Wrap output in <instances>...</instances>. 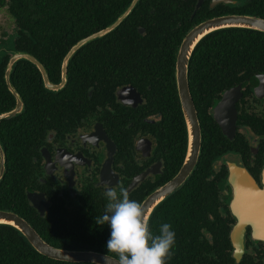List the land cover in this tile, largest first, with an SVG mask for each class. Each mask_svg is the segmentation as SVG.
<instances>
[{"label":"trees","instance_id":"1","mask_svg":"<svg viewBox=\"0 0 264 264\" xmlns=\"http://www.w3.org/2000/svg\"><path fill=\"white\" fill-rule=\"evenodd\" d=\"M130 1L0 0V9L5 8L14 27L12 37L0 41V114L14 106V98L3 81L5 59L11 52L34 58L49 81L56 83L61 60L68 49L112 24ZM207 2L204 0L192 14L194 0H138L118 26L74 52L65 68L67 90L63 88L65 91L58 94L63 99L66 91L82 88L93 92L102 89L107 93L126 83L135 85L130 78L144 79L141 85L148 87L147 110L150 107L157 116V120L148 125L149 134L155 142L154 151L164 153L161 182L177 172L186 146L185 125L173 81L174 56L181 38L194 24L209 17L226 13L264 17V0H238L234 4H216L213 8H209ZM138 29L142 30L141 34ZM263 70V31L216 30L205 35L191 54L188 85L200 122V155L186 181L149 216L153 234H159L164 223L171 224L175 232L174 255L167 264H196V260H200V264L215 262V258L204 255L202 247L199 253L196 251L197 245H203L207 253L214 248L199 240L197 234L186 233L188 226L193 232V227L197 230L206 225L203 211L209 210L214 198L210 192L211 162L225 148L218 146L220 139H226L210 110L224 90ZM128 71H133V76ZM99 77L102 81L96 84L81 82ZM8 82L19 97L22 109L19 114L0 120V148L4 157L0 210L22 218L53 248L108 255L110 227L95 223L96 218L104 214L106 203L98 199L94 191H83L78 208L72 214L54 215L50 209L38 217L27 202L25 193L34 182L33 159L37 158V149L49 130L51 93L42 88L38 71L24 60L12 65ZM194 185L198 186V192L193 198L190 191ZM129 198L141 201V197ZM188 214L196 219H187ZM0 264L88 263H64L42 257L17 231L0 225Z\"/></svg>","mask_w":264,"mask_h":264},{"label":"flooded vegetation","instance_id":"2","mask_svg":"<svg viewBox=\"0 0 264 264\" xmlns=\"http://www.w3.org/2000/svg\"><path fill=\"white\" fill-rule=\"evenodd\" d=\"M210 1L207 6L213 8L215 5L211 6ZM232 1L238 3V0ZM196 2L194 0L193 8ZM202 3L204 0L199 6ZM10 56L5 59L6 63ZM127 73L134 74L133 71ZM65 77L59 89L50 91L49 130L40 142L37 158L33 159L34 182L25 193V196L32 193L44 198L46 210L42 216L50 209L54 215L72 214L84 190L94 191L96 197L107 204L106 186L115 187L117 191L123 186L129 197L142 200L176 174L161 182L164 153L154 151L155 142L149 134L148 125L153 124L157 116L152 114L150 107L147 110L148 87L141 85L144 79L130 78L135 85L126 83L107 93L102 89L95 92L85 88L69 90L62 99L58 94L65 88ZM47 80L57 86L60 70L56 83L50 82L48 77ZM84 81L96 84L102 78H86L81 82ZM236 85L241 86V94L235 103L234 133L229 137L219 128L227 141L217 136L218 146L225 148L211 162L210 192L214 198L209 210L203 211L206 225L197 230L193 227V232L188 226L186 233L197 234L199 240L203 239L214 248L207 253L203 245L195 247L198 253L202 247L205 256L215 258L214 264H264V242L252 238L250 224L244 225L241 232L240 257L237 259L233 254L231 231L238 222L237 215H243V208L241 202L234 205V189L229 181L232 169L248 174L257 188L262 186L264 70L247 76ZM197 192L198 186H192L193 198ZM188 218L196 219L189 214ZM196 264H200V260H196Z\"/></svg>","mask_w":264,"mask_h":264},{"label":"water","instance_id":"3","mask_svg":"<svg viewBox=\"0 0 264 264\" xmlns=\"http://www.w3.org/2000/svg\"><path fill=\"white\" fill-rule=\"evenodd\" d=\"M138 0H131L126 9L114 20L112 24L71 46L63 56L60 63V82L57 86L48 83L43 67L31 56L25 53L11 52L4 72L3 81L7 91L14 98L13 108L0 114V120L17 115L21 112L22 104L8 82L10 69L18 60L30 63L39 73L42 88L46 91L59 89L64 83L65 68L67 61L74 52L86 43L98 39L113 30L130 13ZM201 0H197L192 13L197 9ZM234 3L232 0H211L210 5ZM4 8V7H3ZM226 28H241L264 32V17L250 14L226 13L203 19L194 24L181 38L173 62V81L176 86L178 101L183 117L186 132V146L184 158L176 174L166 183L154 189L146 195L140 203L144 206L146 213L150 216L153 209L176 188L181 186L193 171L201 151V128L188 85V63L196 44L207 34ZM137 32L141 34L142 30ZM241 86L236 85L224 90L214 104L210 113L213 120L219 126L222 133L231 137L235 129L236 108L235 103L240 97ZM4 172V157L0 148V179ZM229 181L234 189V205L241 202L243 215H237L238 222L231 231V240L234 247V256L238 259L242 249L241 232L244 225H252V238L264 242V165L262 169V186L257 188L254 180L242 171L230 169ZM30 207L39 216L46 210L44 198L38 194H26L25 196ZM235 214V211L233 210ZM0 225L8 226L17 231L28 243L31 249L38 255L47 259L64 263H88V264H107L103 253L93 251H67L53 248L47 245L37 233L19 216L10 211L0 210ZM114 259V258H113Z\"/></svg>","mask_w":264,"mask_h":264},{"label":"clouds","instance_id":"4","mask_svg":"<svg viewBox=\"0 0 264 264\" xmlns=\"http://www.w3.org/2000/svg\"><path fill=\"white\" fill-rule=\"evenodd\" d=\"M105 196L104 214L98 216L95 223L110 227V239L106 245L108 255L104 257L107 264H167L174 255L175 232L172 225L164 223L159 234H153L144 206L130 199L123 186L119 191L106 186Z\"/></svg>","mask_w":264,"mask_h":264},{"label":"rangeland","instance_id":"5","mask_svg":"<svg viewBox=\"0 0 264 264\" xmlns=\"http://www.w3.org/2000/svg\"><path fill=\"white\" fill-rule=\"evenodd\" d=\"M14 34V27L5 8L0 9V41H6Z\"/></svg>","mask_w":264,"mask_h":264},{"label":"bare ground","instance_id":"6","mask_svg":"<svg viewBox=\"0 0 264 264\" xmlns=\"http://www.w3.org/2000/svg\"><path fill=\"white\" fill-rule=\"evenodd\" d=\"M1 223L3 222V221H0Z\"/></svg>","mask_w":264,"mask_h":264}]
</instances>
